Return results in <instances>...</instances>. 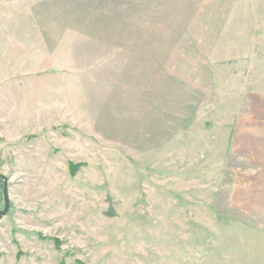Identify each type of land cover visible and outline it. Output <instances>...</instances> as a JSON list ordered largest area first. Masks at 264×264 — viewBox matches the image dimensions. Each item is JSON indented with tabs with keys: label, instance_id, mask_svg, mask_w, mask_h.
Masks as SVG:
<instances>
[{
	"label": "rangeland",
	"instance_id": "rangeland-1",
	"mask_svg": "<svg viewBox=\"0 0 264 264\" xmlns=\"http://www.w3.org/2000/svg\"><path fill=\"white\" fill-rule=\"evenodd\" d=\"M261 171L264 0H0V264H264Z\"/></svg>",
	"mask_w": 264,
	"mask_h": 264
},
{
	"label": "water",
	"instance_id": "water-1",
	"mask_svg": "<svg viewBox=\"0 0 264 264\" xmlns=\"http://www.w3.org/2000/svg\"><path fill=\"white\" fill-rule=\"evenodd\" d=\"M0 179L4 185V197H5V209L0 211V220H2L10 211V199H9V187H8V179L2 175H0Z\"/></svg>",
	"mask_w": 264,
	"mask_h": 264
},
{
	"label": "trees",
	"instance_id": "trees-1",
	"mask_svg": "<svg viewBox=\"0 0 264 264\" xmlns=\"http://www.w3.org/2000/svg\"><path fill=\"white\" fill-rule=\"evenodd\" d=\"M83 165L82 164H71L70 165V169H71V172L73 173V174H76L79 170H80V168L82 167ZM0 185H1V181H0ZM55 242H56V244H60V241L59 240H55ZM20 255H21V253H20ZM77 264H81V263H77Z\"/></svg>",
	"mask_w": 264,
	"mask_h": 264
},
{
	"label": "crops",
	"instance_id": "crops-1",
	"mask_svg": "<svg viewBox=\"0 0 264 264\" xmlns=\"http://www.w3.org/2000/svg\"><path fill=\"white\" fill-rule=\"evenodd\" d=\"M260 174H262L263 176L259 179V183L262 184V186L260 187L261 189V193H260V197H261V202H259L260 204L264 205V171H261Z\"/></svg>",
	"mask_w": 264,
	"mask_h": 264
}]
</instances>
